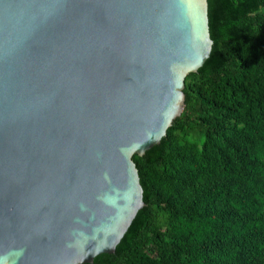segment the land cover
Wrapping results in <instances>:
<instances>
[{
	"label": "water",
	"instance_id": "95a60500",
	"mask_svg": "<svg viewBox=\"0 0 264 264\" xmlns=\"http://www.w3.org/2000/svg\"><path fill=\"white\" fill-rule=\"evenodd\" d=\"M207 0H0V264H86L144 206L208 58Z\"/></svg>",
	"mask_w": 264,
	"mask_h": 264
},
{
	"label": "trees",
	"instance_id": "16d2710c",
	"mask_svg": "<svg viewBox=\"0 0 264 264\" xmlns=\"http://www.w3.org/2000/svg\"><path fill=\"white\" fill-rule=\"evenodd\" d=\"M211 51L160 142L140 208L86 264H264V0H207Z\"/></svg>",
	"mask_w": 264,
	"mask_h": 264
}]
</instances>
